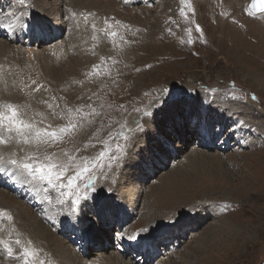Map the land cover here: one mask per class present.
<instances>
[{"label": "rangeland", "instance_id": "1", "mask_svg": "<svg viewBox=\"0 0 264 264\" xmlns=\"http://www.w3.org/2000/svg\"><path fill=\"white\" fill-rule=\"evenodd\" d=\"M250 1L241 0L237 5L239 0H189L185 8L180 0H62L61 12H51L52 4L38 9L37 0H27V14L17 23L15 17L7 14L18 16L19 6L14 0H0V20L5 25L16 24L15 28H0V40L7 42L0 44V53L4 55V59L0 55V102L19 106L23 118L36 123L41 130L48 125L58 130L70 121L78 125L74 133L55 143L30 141L21 142V146L10 142L0 145V154L8 157L15 152L18 157L25 154L43 157L66 152L69 156L94 157L104 147L99 141L106 139L109 133L120 132L122 125L133 128L140 123L144 126V131L126 145L122 159L114 163L112 169L106 168L103 175L97 174L96 191L89 193L92 198L83 202L81 211L75 215H69L67 209L62 211L60 205L47 203L44 194L33 186L24 184L22 189V184L12 178L1 183L4 178L0 177V190L13 201L12 206L18 202L19 209L29 207L44 232H57L70 245L71 254L76 253L91 264H95L92 263L95 257H88V252L93 253L102 243L96 245L97 242L77 239L65 228L64 222L76 224L85 218L88 225H82L83 233L92 226L103 230L105 211L98 210L108 201L114 207L115 217L119 212L130 217L120 234L118 224H112V233L107 239L109 249L117 253L119 262L116 264H264V113H261L264 112V14L249 16L246 9ZM182 6L186 16L181 14ZM236 15L240 16L239 24L245 25L243 22L247 21L245 30L238 31L232 24ZM32 18L46 19L47 25L56 24L63 29L59 42L53 40L44 45L36 55L25 51L24 54L13 47L9 39L11 32L21 35L23 28L32 34L36 27ZM197 25L201 32L196 31ZM101 29L117 35L109 36ZM189 40L192 43H188ZM56 42L62 43V53L54 47ZM28 48L35 47L29 45ZM77 59H81L80 66L75 75L68 76L67 67L76 65ZM193 79L206 85L197 87ZM38 85L42 87L34 91ZM162 88H167L168 93L156 101V107H151L153 98L161 95ZM145 93L150 95L145 96ZM253 94L257 97L254 104L249 103ZM214 102L224 110L227 108L230 114L209 113L207 104ZM48 104L53 107L48 108ZM238 108L250 116L248 123L244 122ZM182 109L188 110V117L180 115ZM202 109L207 114L202 112L200 122L191 113ZM145 111L153 115L145 117ZM137 115H142L138 121L131 118ZM184 126L193 133L187 134L190 137L184 152L177 153L175 147L183 138ZM217 127L222 130L218 140L219 131L213 132ZM208 134L215 142L214 146L210 144L212 148L205 147L211 143L207 140ZM141 136L147 138L140 143L145 144L149 154L140 149ZM203 137V144L197 142ZM118 142L125 143L122 139ZM115 143L109 142L114 154ZM170 175L174 179L166 182L164 178ZM195 184L200 186L197 193L190 190ZM27 190L30 195H26ZM31 191L35 194L31 195ZM193 196L195 199L191 198ZM145 201L160 211L155 224L145 222L152 216L148 206L144 209ZM0 209L13 217L12 221L0 219V240L11 242L18 238L22 245L32 241L45 264L73 263L70 253L60 256L47 236L37 235L40 229L34 227V232L30 229L28 234L25 229L29 222L17 219L10 203L0 204ZM195 212H198L196 217ZM213 212L218 214L216 218L212 217ZM192 220L196 221L197 230L192 229L194 225L189 226ZM221 222L240 228V239L233 236L232 231L229 236L224 234V243L219 247L208 244L203 255H196L193 249ZM146 224L151 226L145 227ZM141 229L148 231L141 232ZM137 232L140 235L136 239L129 238ZM143 238L153 245L157 243L158 258L153 259V248L148 256L131 254V246ZM12 247L16 250L18 246L13 243ZM163 248L167 250L161 254ZM218 252L227 253L219 257ZM0 264L21 262L8 258L6 250L0 246Z\"/></svg>", "mask_w": 264, "mask_h": 264}, {"label": "snow or ice", "instance_id": "2", "mask_svg": "<svg viewBox=\"0 0 264 264\" xmlns=\"http://www.w3.org/2000/svg\"><path fill=\"white\" fill-rule=\"evenodd\" d=\"M14 3L19 6V15L16 16L15 13H8L7 15L15 17L17 23H19L27 14L25 10L29 5L27 0H14ZM180 3L188 4L189 0H180ZM257 10L264 13V0H252L247 13L249 16H255ZM181 14L187 15L183 8H181ZM73 15H76V13H73ZM88 15L94 16L95 14L88 13ZM85 21H87V16H85ZM104 22L108 24L107 18H105ZM116 23L120 22L117 21ZM3 27L15 28L16 24L8 23L5 25L0 20V28ZM110 27L111 25H108V28ZM92 28L93 30L96 29L95 23L92 24ZM101 31L107 32L109 36L114 37L117 35L116 32L108 31V29H101ZM196 31H202L199 25L196 26ZM188 43H192V40H189ZM96 67L95 65L93 66L94 69ZM32 83L35 84L36 82L32 81ZM41 87V85H38L34 91H39ZM168 91L167 88H162L161 95L154 97L153 103L150 106L156 107V101L162 100ZM212 91L215 92V89ZM144 95L148 96L150 93H145ZM233 99L243 100L244 97H233ZM251 99L253 101L257 100L255 94L251 96ZM52 107V104H48V108L51 109ZM135 111L138 112L139 109ZM96 115H99V113H96ZM143 115L150 117L153 113L145 111ZM77 127L76 123L70 121L68 125L62 126L58 130H53L51 125L41 130L37 127L36 123L26 121L23 118L19 106L10 102H0V145H7L13 141L17 144L21 142L28 144L30 141L45 144H48L50 141L55 143L57 140L63 139L65 135L74 133ZM121 129L120 132L115 134L109 133L106 139L99 141L104 147L94 157L69 156L66 152L53 153L43 157H39L36 154H25L18 157L15 152L8 157L0 154V172L7 174L14 182L33 186L44 194V199L47 203L60 205L62 211L67 209L69 215H75L81 211L82 203L92 198L89 193L96 191L95 181L97 174L103 175L106 168L112 169L113 164L122 159L126 152V145L136 138L137 133L144 131V126L143 124L136 123L133 128H127L126 125H122ZM119 139H122L125 143H119ZM110 141L116 142V154L113 153V149L109 146ZM89 146L95 147V145H86L85 147ZM84 206L86 207L87 205L84 204ZM110 207L109 204H102L98 211L104 212ZM3 218H6L7 221H12L13 219L8 212L0 209V219ZM146 231L148 229H141V232ZM139 235L140 232H137L129 238L136 239ZM13 243L18 246L16 250L12 247ZM0 246H3L6 250L8 258L16 259L21 264H45L39 258L40 250L33 246L30 240L27 241L26 245H22L21 240L18 238L11 242L0 240Z\"/></svg>", "mask_w": 264, "mask_h": 264}, {"label": "bare ground", "instance_id": "3", "mask_svg": "<svg viewBox=\"0 0 264 264\" xmlns=\"http://www.w3.org/2000/svg\"><path fill=\"white\" fill-rule=\"evenodd\" d=\"M61 1L62 0H37V3L39 4V6L37 5V8L38 9H40V7H45V5L46 4H52L53 5V8L50 10L51 12L52 11H55V12H59L60 10H61V8H60V5H61ZM79 1H81V0H79ZM241 0H239V2L237 3V5L238 4H240L241 2H240ZM76 5H78V4H76ZM182 5V4H181ZM229 5V4H228ZM236 5V6H237ZM186 6V4H184V7ZM182 8H183V6H182ZM186 8V7H185ZM229 6H228V10H229ZM235 8V7H234ZM233 9V8H232ZM48 10V11H49ZM183 10H184V8H183ZM231 10V9H230ZM134 11V10H133ZM61 12V11H60ZM228 13H230L229 11H227ZM234 12V11H233ZM65 15V14H64ZM36 17V16H35ZM239 18H240V16L239 15H236L235 17H234V21H232V24L238 29V31H241V30H245L246 29V27H245V25H248V23H247V21L246 22H243L245 25H243V24H239L237 21L239 20ZM32 23L34 24V25H36V27L34 26L33 27V30H32V34H31V32L29 31V30H26L25 28H23L22 29V33H21V35L18 33V32H11V36H9V39L11 40V42H12V45H14L13 47H15L16 49H19V50H21V51H25V52H27L29 55H31L32 53H35V55H36V52H38L39 53V50L41 51V48L42 47H44V45L46 46L47 44H51L52 43V41L53 40H56V41H58L59 42V38L61 37V35L63 34V29L61 30V28H60V26L58 27V26H56V24L54 25H47V22H48V20H46V19H38V18H32ZM260 23V22H259ZM40 25H42V26H40ZM262 25V24H261ZM38 26H40V27H38ZM4 28H7V27H4ZM24 32H29V33H24ZM244 33L246 32V31H243ZM34 37V38H33ZM73 37V36H72ZM70 38V37H69ZM39 39H41L42 41H40V42H38L39 41ZM34 40H36L35 42H34ZM77 41H79V39L77 40ZM29 42V43H28ZM58 42H56V45L54 46L55 48H59V51L62 53V50H60V48H62L63 46H62V43H59L58 44ZM55 43V42H54ZM81 43V42H80ZM0 44H2V45H4V44H7V42H5V41H3V40H0ZM9 44V43H8ZM23 45H25L27 48H25ZM29 45H33L35 48H31V49H29L28 47H29ZM38 45H39V48H38ZM89 45V44H88ZM82 46V45H81ZM91 46V45H90ZM18 47V48H17ZM23 47V48H22ZM53 47V48H54ZM37 48V49H36ZM9 49V48H8ZM12 49V48H11ZM56 50V49H55ZM55 50H53L54 52H55ZM5 51V50H4ZM14 50L12 49V51H10V52H13ZM51 51V50H50ZM58 51V52H59ZM63 51H65V50H63ZM7 53H9L8 51H6ZM24 52V54H26ZM53 53V52H52ZM10 54V53H9ZM0 55H1V53H0ZM118 55V54H117ZM3 54L1 55V58H3ZM9 56V55H8ZM33 57V56H32ZM107 57V56H106ZM0 58V59H1ZM58 58V57H57ZM108 59H109V57H107ZM113 58V57H112ZM4 59V58H3ZM29 59V58H28ZM55 59V58H54ZM80 60L81 59H77V61H78V63L76 64V65H74L73 67H67L68 69H69V74L70 75H68V76H72V75H75V72L77 71V68H78V65H79V63H80ZM85 65H86V63H85ZM80 66V65H79ZM82 66V65H81ZM47 69H49V68H47ZM64 69H65V67H64ZM63 70V69H62ZM54 73V72H53ZM78 75V74H77ZM134 75V74H133ZM2 76H4V75H2ZM77 77V76H76ZM6 78V77H5ZM4 78V79H5ZM1 79V78H0ZM64 79H66V78H64ZM70 80V79H69ZM194 83H195V85L197 86V87H200V86H202V85H206V83H204V82H200V81H198V80H196V81H194V79L192 80ZM70 82V81H69ZM190 82V81H189ZM192 87H193V85H192ZM191 87V88H192ZM189 89H191L190 87H188ZM2 95V94H1ZM5 95V94H4ZM165 96V95H164ZM4 97V96H3ZM74 97V96H73ZM72 97V98H73ZM199 97H200V95H199ZM205 100H206V98H205ZM207 101V100H206ZM179 103V102H178ZM249 103H256V101H251V102H249ZM182 104V103H181ZM236 105V104H235ZM257 105H259V104H257ZM189 106V105H188ZM211 108H213V110H210ZM207 109H209L208 110V112L209 113H213V112H216V113H218V114H222V115H225V114H230V112L228 113L226 110H227V108H225V110H224V108H220L219 107V105H218V103L217 102H214V103H211V104H207ZM228 110H233V108H229ZM236 110H239L238 112H239V114L243 117V119H245L244 120V122H247L248 123V120H249V118H250V116H248L247 117V113L246 112H244V111H242L240 108H238V109H236ZM182 111V113L184 112L185 114H182V113H180V115L181 116H183V117H188V115H189V112H188V110H185L184 111V109H182L181 110ZM226 111V112H225ZM195 112H192L191 113V115L192 116H194L195 118H197V119H202V118H199L200 116L202 117V111H198V113H195V114H199L198 116L197 115H195L194 114ZM232 113V112H231ZM261 113H264V112H261ZM238 114V115H239ZM232 116V115H231ZM140 117H142V115H137V116H134V117H131V118H133L134 120H137L138 121V119L140 118ZM234 119H236V118H234ZM132 120V119H131ZM250 121V120H249ZM150 122V121H149ZM256 124V123H255ZM152 126H153V123H152ZM151 126V127H152ZM260 126V125H259ZM155 132V131H154ZM193 132H191L190 130H188L187 129V127L186 126H184L183 127V138H181L180 140H179V145L177 146V147H175V150H176V152L177 153H179V150L180 151H183L184 152V149H186V147H187V144L189 143V141L187 140L190 136H187V134H189V135H191ZM142 138V139H141ZM141 138L138 140V142H139V144H140V149H143V153H147V154H149L148 153V151H147V149H145L146 147H145V144H141L140 142L141 141H144L145 139H147L146 138V136H141ZM185 139H186V142H185ZM201 139V138H200ZM200 139H198L197 140V142H202V144H203V142L205 141V139H204V137H203V140H200ZM212 138L210 137V134H208V136H207V140H210V142H213V140H211ZM149 141V140H148ZM14 142V144H15V141H13ZM23 143V142H22ZM22 143H20V145L22 144ZM137 143V142H136ZM185 143V144H184ZM210 144L211 143H207V145L205 146V147H207V148H212L211 146H210ZM17 145H19V144H17ZM23 145V144H22ZM21 145V146H22ZM20 146V147H21ZM201 146H204V145H201ZM210 146V147H209ZM212 146H214V145H212ZM1 147V146H0ZM139 147V146H138ZM14 148V147H13ZM19 148V147H18ZM10 149V148H9ZM9 149H6V152H7V150L8 151H10ZM23 150V149H22ZM31 150V149H30ZM0 151H2L1 149H0ZM4 151V153H6L5 152V150H3ZM12 151V150H11ZM10 151V152H11ZM20 152V151H19ZM142 152V151H141ZM12 153V152H11ZM142 153V154H143ZM195 153H196V151H195ZM194 153V154H195ZM198 153V152H197ZM193 154V153H192ZM8 156V155H7ZM23 156V155H22ZM128 172V171H127ZM0 177H1V179L2 178H4V180L2 179V182L1 183H3L4 181H6L7 179H9V176L7 175V174H5L4 172H0ZM180 177V176H179ZM163 178H164V176H163ZM180 178H182V177H180ZM174 179V177H172L171 175L170 176H167L166 178H164V180L166 181V182H168V180H173ZM161 181H163V180H161ZM169 184V183H168ZM24 184H22L21 186H22V189H24L25 188V186H23ZM162 185V184H161ZM172 185V184H171ZM171 185H169L170 187H171ZM179 185V184H178ZM258 185H259V183H258ZM174 186V185H173ZM189 186V185H188ZM175 187H177V186H175ZM179 187V186H178ZM191 189L190 190H192V192L194 191L195 193H197L198 191H199V187L200 186H198L197 184H195V185H191ZM185 188V187H184ZM158 189V188H157ZM156 189V190H157ZM175 189H177V188H175ZM186 190V189H185ZM204 190V189H203ZM173 191V190H172ZM210 191V190H209ZM27 192H28V190H27ZM38 193V192H37ZM165 193V192H164ZM178 193V192H177ZM190 193V192H189ZM202 193V192H201ZM35 194V192H32V194L31 195H34ZM39 194V193H38ZM159 194V193H158ZM200 194V193H199ZM184 195V194H183ZM193 195V194H192ZM7 196L8 195H6V193L5 192H3L2 190H0V204H11V207H13L14 209H15V212L17 213V219H21L22 221H24V220H26V221H28L29 222V226L27 227V230L25 229V231L26 232H28V234H29V231H30V229L34 232V227L35 228H37V229H40L39 231H37V235H40V234H42V235H45V236H47L46 237V239L47 240H49V243L50 244H53L55 247H56V250L58 251V253H59V255L60 256H67L68 255V253H70V255H71V258H72V260H73V263L72 264H78V262H80L81 264H91V263H88V261L86 262V261H84V259H82V258H80V256L78 255V254H76L75 253V255L74 254H71L72 253V251H70L71 250V247H70V245H67V243H65L57 234V232H52L51 230V233L50 234H48V233H46V232H44L45 231V229L42 227L43 225H41V222L37 219V218H35V214H33L32 213V211H31V209L28 207V208H20L19 209V207L20 206H17L16 207V204H19L18 202L15 204V207L14 206H12V202L13 201H10V200H8L7 199ZM197 196H199V195H197ZM207 196V195H206ZM213 196V195H212ZM179 197H181V196H179ZM186 197V196H185ZM184 197V198H185ZM195 197L196 196H193V197H191V198H194L195 199ZM200 197V196H199ZM174 198H175V195H174ZM190 198V199H191ZM198 198V197H197ZM204 198V197H203ZM193 199V200H194ZM250 199V198H249ZM138 200V199H137ZM178 200V199H177ZM183 199H182V197H181V200L180 201H182ZM193 200H191V201H193ZM168 201V200H167ZM190 201V202H191ZM200 201V200H199ZM146 203H143V206H144V209L145 208H147V206L149 207V211L150 212H152V216H151V218H148V219H146L145 220V222L147 223V221H150L151 223H154L155 224V222H156V220L160 217L159 216V214H160V211H156V210H154V206H153V204H150V202L149 201H145ZM186 203V202H185ZM104 204H109L110 206H111V204L109 203V201L108 202H105ZM137 204V203H136ZM170 204V203H169ZM175 204V203H174ZM198 204V203H197ZM22 205V204H21ZM24 205V204H23ZM169 206V205H168ZM172 206H174V205H172ZM177 206V205H176ZM160 207V206H159ZM175 207V206H174ZM170 208V207H169ZM204 208V207H203ZM161 210V209H160ZM198 209H195V211H197ZM148 211V212H149ZM163 211V210H162ZM191 211V210H190ZM202 211V210H201ZM200 211V212H201ZM209 212V211H208ZM207 212V213H208ZM212 212V211H211ZM121 212H119L118 213V215H117V217H115L116 216V212H115V210H114V207L113 206H111L107 211H105V214H104V216H103V221H104V226H105V229H100L99 227H97V226H92V228H91V230L90 231H88V232H84L83 233V227H82V225L84 226V225H88L87 224V221L85 220V218H83L82 219V221H81V223H76V224H73V223H70V224H67L66 222H64V226H65V228L66 229H69V230H71L72 232H74L75 233V236L77 237V239H80V238H84L86 241H88L89 240V242H91V243H95V242H97L96 243V245H98V243H102V246H100V247H97L96 248V250L93 252V253H91L90 251L88 252V257L89 256H93V257H95V260L94 261H92V263H95V264H116L117 262H119V259H118V257H117V253L115 252V251H113L112 249H109V246L111 247V245H110V242H108V240H109V237H110V232L112 233V229H111V226H112V224H118V227L120 228L119 230V234H120V232H121V230H122V228H123V226H124V224L126 223V219H128V218H130L128 215L127 216H123V215H121L120 214ZM198 212H195L194 213V215H195V217L198 215L197 214ZM190 214H191V212H190ZM209 214V213H208ZM151 215V214H150ZM119 216H120V218H119ZM143 216H144V218H147V213H144L143 214ZM202 216V215H201ZM216 216H218V214H216L215 212H213V216L212 217H215L216 218ZM199 218V217H198ZM205 218V217H204ZM117 219V220H116ZM212 219V218H211ZM194 220H196V219H194ZM194 220H192L191 221V223L189 224V226H191V225H194L193 227H192V229H194V230H197L198 229V225H197V223H195L196 221H194ZM201 220V219H200ZM199 220V221H200ZM204 222V221H203ZM205 222H206V219H205ZM94 225V224H93ZM197 225V227H195ZM149 226H151V225H148V224H146L145 225V227H149ZM200 227V226H199ZM231 227H233L234 228V226H231V224L230 223H222L221 222V224L220 225H218L217 227H212L211 229H210V231L209 232H212L210 235H205L204 236V239H203V241H202V243L198 246V247H196V248H194L193 249V252L196 254V255H203V251L204 250H207L208 249V247H207V245L208 244H210V246H212V245H214V248H217V247H219V245H220V243L222 244V243H224L223 242V238H224V234H227V236H229V235H231V233H232V231H234V233H232V235L233 236H236L237 237V239H240V237L242 236V230L239 228H234L233 230H232V228ZM26 232H24L23 234H27ZM180 232H183V231H180ZM53 234L56 236V237H54L53 236ZM226 236V235H225ZM232 236V237H233ZM40 237V236H39ZM71 237V236H70ZM170 237H172V235H170ZM38 238V237H37ZM49 238V239H48ZM25 239V238H24ZM43 239V238H42ZM108 239V240H107ZM164 240V239H163ZM162 240V241H163ZM29 241V240H28ZM231 241V240H230ZM152 242V241H151ZM150 241L148 242V240H145L144 238L143 239H141V243L140 244H136L135 246H134V249H137L138 251H139V253H143V254H146L147 255V253L152 249V248H154V245L151 243ZM106 243V244H105ZM27 244V243H26ZM225 246V245H224ZM87 249V248H86ZM167 249L166 248H163V251H162V253L161 254H163L164 253V251H166ZM222 251H225V250H222ZM228 251V250H227ZM205 252V251H204ZM113 253H116L114 256H113ZM134 253H137V252H133V254ZM225 253H227V252H218V254L219 255H217V256H219V257H221V255L222 254H224L225 255ZM160 254V255H161ZM120 257H124V256H120ZM235 257V256H234ZM53 258V257H52ZM155 258H158V256H156ZM154 259V258H153ZM210 259V258H209ZM186 260V259H185ZM127 261V260H126ZM202 261H200V263H201ZM71 264V263H70ZM121 264V263H120ZM167 264H174V263H171V262H168ZM205 264V263H204Z\"/></svg>", "mask_w": 264, "mask_h": 264}, {"label": "water", "instance_id": "4", "mask_svg": "<svg viewBox=\"0 0 264 264\" xmlns=\"http://www.w3.org/2000/svg\"><path fill=\"white\" fill-rule=\"evenodd\" d=\"M250 6H251V4H250ZM250 6H249V7H250ZM259 14H261V12H259V11L257 10V13H256V15H259Z\"/></svg>", "mask_w": 264, "mask_h": 264}]
</instances>
